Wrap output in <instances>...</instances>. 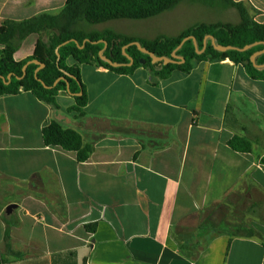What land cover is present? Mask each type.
<instances>
[{
    "label": "crops",
    "instance_id": "0c3cea01",
    "mask_svg": "<svg viewBox=\"0 0 264 264\" xmlns=\"http://www.w3.org/2000/svg\"><path fill=\"white\" fill-rule=\"evenodd\" d=\"M232 1L264 24V0ZM197 5L227 10L220 2L186 0L158 16L114 20L95 31L176 37L206 23L196 21ZM65 6L66 0H0V22L56 15ZM40 37L49 38L22 41L15 60L32 56ZM80 70L88 94L83 117L71 112L75 96L64 91L59 109L31 92L0 97V264H264V224L253 226L254 236L208 237L196 260L177 242L181 226L202 224V214L240 186L264 193V80L230 59L199 62L166 79L144 67L130 75L88 64ZM52 121L93 145L88 161L45 145L43 129ZM234 137L252 150H233ZM11 204L17 207L7 214ZM189 219L196 225L187 226Z\"/></svg>",
    "mask_w": 264,
    "mask_h": 264
},
{
    "label": "trees",
    "instance_id": "16d2710c",
    "mask_svg": "<svg viewBox=\"0 0 264 264\" xmlns=\"http://www.w3.org/2000/svg\"><path fill=\"white\" fill-rule=\"evenodd\" d=\"M186 0H66L65 8L56 15L43 14L41 16L22 22L5 21L0 22V75L6 78L12 75L9 84L0 78V97L5 95H18L22 91L31 92L38 100L59 109L57 97L59 92H67L68 84L71 94H79L74 97L75 105L70 109L77 117L85 115V107L88 103L86 86L81 77L80 65H97L109 69L120 75H130L138 68H150L155 70L159 78L166 79L174 71L190 73L199 62H215L230 59L236 64H241L248 75L254 80H264V68H257L251 62V56L258 51L264 50V45L259 44L247 51L230 50L227 52L217 51L207 36H213L219 46H232L243 49L247 45L257 42L264 43V24L254 22L247 8L241 3L232 0H190L201 4L221 3L226 8H235L240 17L236 25L225 23H199L183 31L176 37H159L154 40H144L136 37L117 33L113 30L91 31L89 27L103 24L114 20H144L158 16L166 11L172 10L181 2ZM212 3H211V2ZM48 34V41L42 37L38 40L34 54L26 60L17 62L14 55L18 45L31 34ZM195 37L197 46L192 40L184 43L177 51V55L185 62L181 64H168L153 62L149 55L142 53L136 46H130L127 53L134 59L132 66H121L114 68L102 61L100 51L105 47L103 43H87L83 49L76 43L70 42L59 49L60 59L56 49L63 43L70 40H77L80 45L89 39L92 42L104 40L108 43L104 51L115 63L129 64L128 58L123 54V48L133 42L141 45L158 57L172 58L173 52L180 46L187 37ZM198 51L202 53H198ZM73 58L76 61L74 66L68 65V60ZM38 60L45 64L39 71L36 78L38 65L30 64L27 74L23 76V67L30 61ZM144 61V63H142ZM256 63L264 65V54L260 55ZM64 72L71 77H66L68 84L60 81L56 86L55 82L65 76ZM52 88H45L43 83ZM43 139L46 146L60 147L65 151L75 152L79 162H86L90 159L94 147L86 144L83 137L73 129H65L56 121H52L43 129ZM230 147L238 152H250L251 143L234 137L229 142ZM264 164V158L261 160ZM94 227V226H89ZM87 226V229L90 230ZM241 230H237L239 232ZM255 234H242V236H254ZM179 244V243H178ZM207 244H202L196 249L195 244L190 241L188 244H179L181 251L191 260H196ZM84 264H88L86 261Z\"/></svg>",
    "mask_w": 264,
    "mask_h": 264
},
{
    "label": "rangeland",
    "instance_id": "374dc122",
    "mask_svg": "<svg viewBox=\"0 0 264 264\" xmlns=\"http://www.w3.org/2000/svg\"><path fill=\"white\" fill-rule=\"evenodd\" d=\"M196 17V21L202 18L201 20L206 21L207 24L225 23L236 25L240 22L238 11L230 7L225 11L216 8L208 9L203 5H197ZM101 29L103 28L89 27L91 31ZM126 29H129L128 31H133V29L136 31L139 29V26ZM45 34L43 33V35ZM200 219L202 220V224H197L196 228L186 227L192 229V231L184 228V226L178 229L180 236L177 237V242L180 245H183V241H186L185 244L192 241L196 249H198L202 245L201 242L208 239V237L224 231H228L234 235L256 234L257 230L254 227L264 224V193L255 187V185H248L246 183L230 194L222 203L206 210ZM187 222L188 224L186 225L189 227L196 225L195 220L189 219ZM220 225L223 226L220 227ZM237 230L241 231L237 232ZM191 237L193 238L191 239Z\"/></svg>",
    "mask_w": 264,
    "mask_h": 264
},
{
    "label": "water",
    "instance_id": "95a60500",
    "mask_svg": "<svg viewBox=\"0 0 264 264\" xmlns=\"http://www.w3.org/2000/svg\"><path fill=\"white\" fill-rule=\"evenodd\" d=\"M208 39H210V40L212 41V44L214 45L215 49H216L217 51H220V52H227V51H230V50L247 51V50L251 49L252 47L257 46V45H259V44H263V45H264V43L257 42V43H254V44H252V45H247V46H245L243 49H238V48H234V47H232V46H219V45H217V44H216V41H215V38H214L213 36H207V37L205 38V43L207 42ZM189 40H192V41L195 43V45L197 46V40H196L195 37H192V36H191V37H187V38H185V39L182 41V43L180 44V46H179V47L173 52V54H172V58H168V57H158V56H156L154 53H152L151 51H149L148 49L144 48V47L141 45V43H139V42H133V43H131V44H129V45H126V46L123 48V54L128 58V60H129V64H119V63H115V62H113L111 59H109L107 56H105V55H104V51H105V49L107 48L108 43H107L106 41H104V40H100V41H97V42H92L91 40L87 39V40L84 41L83 45H80L79 42H78L77 40L73 39V40L67 41V42L63 43L62 45H60V46L56 49V54H57V56H58V59H60V52H59V49L61 48V46H64V45H66V44H68V43H70V42L76 43V44L79 46V48H81V49H83L87 43H93V44L103 43V44L105 45V47H104V49H103L102 51H100V53H99L100 58H101L102 61L106 62L107 64H109L110 66H112V67H114V68L121 67V66H132V65L134 64V59H133L131 56H129L128 53H127V49H128L130 46H136V47H137L142 53H144V54H146V55H149V56L152 58L153 62H163L165 65H168V64H181V63L185 62V60H184L182 57H179V56L177 55V51H178L179 49H181V47L184 45V43L187 42V41H189ZM198 53H202V52L198 51ZM262 54H264V50H262V51H258V52H255V53L251 56V62H252L257 68H264V65H258V64L256 63L257 58H258L260 55H262ZM142 63H144V61H142ZM30 64H35V65H38V66H39L38 69L36 70V78H37L39 81H41L37 75H38L39 71L42 70V69L45 67V64L41 63V62L38 61V60H33V61L28 62V63L23 67V76H22V77H18V79H19V80H22V79L26 76V74H27V68H28V66H29ZM64 74H65V76L59 78V79L55 82L54 86H56L60 81H64V82H66V83L68 84V81H67V78H66V77H71V78H73L72 76H70V75H69L68 73H66V72H64ZM0 78H2V79L6 82V84H9V81H11V79H12V75H9V76H8V82L6 81V78H4V77L1 76V75H0ZM42 83H43V82H42ZM43 86H44L45 88H52V87L47 86L45 83H43ZM67 92H68L69 94H71V93H70V86H69V84H68ZM71 95H73V94H71ZM77 95L80 96V95H82V93L74 94L73 96H77ZM16 207H17V206H16L15 204H11L10 206H8V208H7V214H11L12 211H13V209H15Z\"/></svg>",
    "mask_w": 264,
    "mask_h": 264
}]
</instances>
